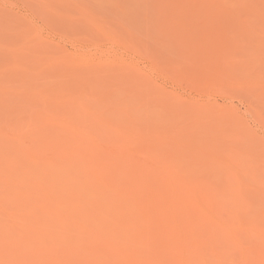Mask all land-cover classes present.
Listing matches in <instances>:
<instances>
[{
	"label": "rangeland",
	"instance_id": "1",
	"mask_svg": "<svg viewBox=\"0 0 264 264\" xmlns=\"http://www.w3.org/2000/svg\"><path fill=\"white\" fill-rule=\"evenodd\" d=\"M204 263L264 264V0H0V264Z\"/></svg>",
	"mask_w": 264,
	"mask_h": 264
},
{
	"label": "bare ground",
	"instance_id": "2",
	"mask_svg": "<svg viewBox=\"0 0 264 264\" xmlns=\"http://www.w3.org/2000/svg\"><path fill=\"white\" fill-rule=\"evenodd\" d=\"M100 199L103 200V197L101 196ZM79 208H80V207H79ZM97 208H98L99 211L95 210V208H92L91 211L93 212V215H94L95 213L98 212V214H99V216H100L101 218H102V217L106 218L105 216H108V217H109V214H111L112 217H113V216L115 215V213H116V215L118 216V218H117V216H116V218L118 219V221H120V219H121V217H122L123 214H124V219H122V222H123V220L126 221V222L129 221V220H131L130 215L128 214V212H127V213L125 212L126 214H128V215L125 216V213H123L124 211H123L122 208H120L121 210L117 208V209H118V210H117L116 207H114L113 205H108V203H103L102 206H98ZM113 208H114V209H113ZM125 208H126V207H124V209H125ZM80 210H84V209H83V208H80L79 211H80ZM85 210H86V209H85ZM87 210H88V209H87ZM87 210H86V211H87ZM94 210L97 211V212H95ZM113 210H114V211H113ZM63 211H65V210H63ZM79 211H78L77 213H79ZM115 211H116V212H115ZM119 211H120V212H119ZM121 211H123V212H121ZM125 211H127V209H126ZM133 211L135 212V210H133ZM59 212H60V211L58 210L57 213H58V216L61 215L60 218H62L63 216H65V215L63 214V212H60L61 214H60ZM80 212H81V217L84 216V215H82V213L85 214V212H84V211H83V212L80 211ZM92 212H91V214H92ZM101 212H103V214H101ZM114 212H115V213H114ZM118 212H119V214H117ZM129 212H132V211L129 210ZM77 213L75 214L76 216H77ZM104 213H105V214H104ZM55 214H56V213H55ZM79 214H80V213H79ZM98 214H96V215H98ZM106 214H107V215H106ZM113 214H114V215H113ZM120 214H121V215H120ZM134 214H135L134 216L138 215L137 212H135ZM86 215H87V213H86ZM93 215H91V217H93ZM96 215H94V217H96ZM87 216H88V215H87ZM132 216H133V215H132ZM77 217H79V215H78ZM81 217H80V218H81ZM88 217H89V216H88ZM137 217H138V216H137ZM64 218H66V217H64ZM67 218H69V220H70V217H67ZM82 218L87 219L85 216L82 217ZM96 218H97V217H96ZM127 218H128V220H125V219H127ZM129 218H130V219H129ZM139 218H140V219H139ZM87 220H88V219H87ZM136 220H140V224H142V223H141V222H142V219H141L140 216H139ZM136 220H134V221H135V222H134L135 224L137 223ZM118 221H117V223H118V227H119V223H120V222H118ZM126 222H123V223H124L123 226L126 228V229H124L125 231H126L127 228H128V227H126V225L129 226L130 223H131V225H130L131 228H132V226L134 225V224H132V222H133L132 220H131V222H128V223H126ZM71 223H72V222H71ZM72 224H73V223H72ZM120 224H121V223H120ZM121 225H122V224H121ZM141 226H142V225H141ZM124 227H123V228H124ZM130 227H129V229H130ZM133 227H134V226H133ZM142 227H143V226H142ZM119 228H121V226H120ZM134 228H136V227H134ZM121 229H122V228H121ZM140 230H141V229H140ZM135 231L137 232V229H136ZM127 232H128V231H127ZM139 232H140V231H139ZM139 232H138V234H139ZM133 233H134V232H133ZM133 233H131V234H133ZM136 234H137V233H136ZM138 234H137V235H138ZM129 235H130V233H129ZM137 235H136V237H137ZM139 235H140V234H139ZM131 236H132V235H131ZM134 236H135V235H134ZM134 236H133V237H134ZM136 237H135V238H136ZM138 238H139V237H138ZM131 240H132V239H131ZM132 241H133V240H132ZM201 259H203V258H201ZM199 260H200V257H199ZM204 264H205V263H204Z\"/></svg>",
	"mask_w": 264,
	"mask_h": 264
}]
</instances>
